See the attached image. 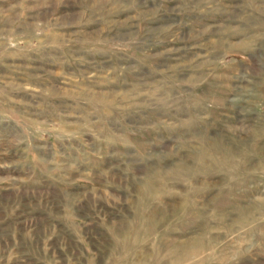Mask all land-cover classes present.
I'll return each mask as SVG.
<instances>
[{
	"label": "rangeland",
	"instance_id": "rangeland-1",
	"mask_svg": "<svg viewBox=\"0 0 264 264\" xmlns=\"http://www.w3.org/2000/svg\"><path fill=\"white\" fill-rule=\"evenodd\" d=\"M0 264H264V0H0Z\"/></svg>",
	"mask_w": 264,
	"mask_h": 264
}]
</instances>
